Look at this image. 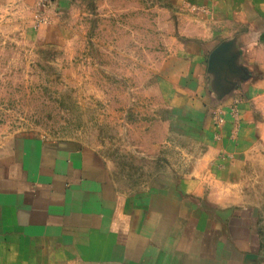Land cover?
<instances>
[{"label":"rangeland","instance_id":"rangeland-1","mask_svg":"<svg viewBox=\"0 0 264 264\" xmlns=\"http://www.w3.org/2000/svg\"><path fill=\"white\" fill-rule=\"evenodd\" d=\"M174 5L48 0L40 13L27 0H0V159L20 140L75 143L101 156L125 192L179 171L171 164L180 148L194 154L195 138L184 142L171 131L175 113L164 102L161 76L171 58L201 44L202 27L198 8ZM228 41L215 39L212 47ZM252 87L242 103L212 114L214 121L228 112L234 130L245 129L250 149L236 179L213 187L222 202L196 200L210 209L248 210L249 239L247 231L234 241L227 231L222 235L230 246L221 247V257L234 254V264H264V72H256ZM213 127L205 139L217 142L223 125ZM214 170L206 167L202 175L216 177ZM9 243L0 245V264H130L91 261L81 249L53 243Z\"/></svg>","mask_w":264,"mask_h":264},{"label":"crops","instance_id":"crops-1","mask_svg":"<svg viewBox=\"0 0 264 264\" xmlns=\"http://www.w3.org/2000/svg\"><path fill=\"white\" fill-rule=\"evenodd\" d=\"M170 1L173 7L198 8L195 20L203 28L201 44L176 54L161 76L164 102L175 113L171 131L183 141L195 138L194 154L180 148L171 164L179 171L125 192L105 160L89 149L20 140L0 159V245L11 247L12 239L21 245L47 242L111 263L234 264V254L221 257V247L230 246L222 235L227 231L234 241L236 233L247 231L249 239L248 210L210 209L196 200L222 202L218 185L235 181L250 149L245 129L235 131L228 112L218 141L205 138L215 134L214 110L242 103L256 72H264V0ZM219 38L229 41L214 49L212 41ZM206 167L218 176L204 177Z\"/></svg>","mask_w":264,"mask_h":264},{"label":"built area","instance_id":"built-area-1","mask_svg":"<svg viewBox=\"0 0 264 264\" xmlns=\"http://www.w3.org/2000/svg\"><path fill=\"white\" fill-rule=\"evenodd\" d=\"M38 1V5L41 7V8H44L45 7V4L48 2V0H37ZM214 124L216 127H220L222 126L223 124V117L221 116H218L214 119Z\"/></svg>","mask_w":264,"mask_h":264}]
</instances>
